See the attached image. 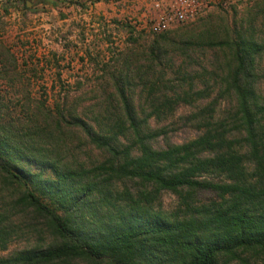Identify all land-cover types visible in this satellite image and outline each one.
Here are the masks:
<instances>
[{
    "label": "trees",
    "instance_id": "1",
    "mask_svg": "<svg viewBox=\"0 0 264 264\" xmlns=\"http://www.w3.org/2000/svg\"><path fill=\"white\" fill-rule=\"evenodd\" d=\"M0 5L5 12L28 9L27 0ZM234 32L221 44L230 51L222 83L233 103L223 116H215L214 105L197 113L201 133L189 141L153 145L165 131L139 118L126 67L116 81L123 112L114 126L105 130L100 118L93 124L57 112L60 125L80 128L107 153L92 167L73 165L0 122V175L14 196L7 215L0 213V246L12 238L15 213L29 215L39 237L0 256V264H264V95L257 68L264 41ZM160 39L166 32L153 42L155 58ZM193 81L184 93L153 97L148 117L210 95L208 85L195 89ZM126 131L130 142L122 140ZM163 190L178 197L176 208H157ZM206 190L216 198L199 202Z\"/></svg>",
    "mask_w": 264,
    "mask_h": 264
},
{
    "label": "rangeland",
    "instance_id": "2",
    "mask_svg": "<svg viewBox=\"0 0 264 264\" xmlns=\"http://www.w3.org/2000/svg\"><path fill=\"white\" fill-rule=\"evenodd\" d=\"M116 1L27 0L28 9L12 6L8 12L0 5V122L32 134L36 145L45 144L52 154L73 165L92 167L107 153L80 128L60 125L58 110L65 112L67 120L79 116L97 124L100 118L105 130L114 126L123 112L116 89L123 67L130 74L128 87L139 118H147L150 128L165 131L152 142L162 147L169 140L183 143L197 137L201 121L196 114L206 106L214 105L217 117L231 107L233 97L222 83L230 51L221 44L235 35L236 28L264 41V0H253L236 8H214L167 31L155 58L152 45L159 34L139 30L132 23L138 18L136 7L118 6ZM257 68L258 89L264 95V51ZM190 80L195 89L208 85L210 95L193 103L179 102L162 117H148L153 97L184 93ZM43 132L50 137L35 135ZM131 135L126 131L122 140L130 142ZM213 198L216 195L207 190L198 194L199 202ZM13 200L12 188L3 184L0 175V213L7 215ZM178 202L173 192L163 190L155 205L169 211ZM15 214L14 233L6 248L0 246V256L39 240L30 227L31 217Z\"/></svg>",
    "mask_w": 264,
    "mask_h": 264
},
{
    "label": "built area",
    "instance_id": "3",
    "mask_svg": "<svg viewBox=\"0 0 264 264\" xmlns=\"http://www.w3.org/2000/svg\"><path fill=\"white\" fill-rule=\"evenodd\" d=\"M253 0H118L116 5L130 3L138 18L132 23L151 34L175 30L195 21L214 8L240 7Z\"/></svg>",
    "mask_w": 264,
    "mask_h": 264
}]
</instances>
